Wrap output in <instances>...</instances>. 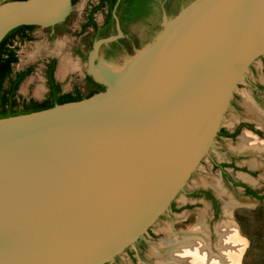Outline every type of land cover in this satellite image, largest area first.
<instances>
[{
	"label": "water",
	"instance_id": "1",
	"mask_svg": "<svg viewBox=\"0 0 264 264\" xmlns=\"http://www.w3.org/2000/svg\"><path fill=\"white\" fill-rule=\"evenodd\" d=\"M73 5L0 2V43L64 22ZM115 18L91 60L124 35ZM263 56L264 0H190L111 64L120 77L95 75L104 91L0 117V264H134L190 243L211 210L187 191L226 187L208 155L230 160L255 140L216 143L222 126L259 120Z\"/></svg>",
	"mask_w": 264,
	"mask_h": 264
},
{
	"label": "rangeland",
	"instance_id": "2",
	"mask_svg": "<svg viewBox=\"0 0 264 264\" xmlns=\"http://www.w3.org/2000/svg\"><path fill=\"white\" fill-rule=\"evenodd\" d=\"M4 1L7 0H0V2ZM98 2L99 0H78L73 5V9L65 20L64 26L60 27L56 33H53L50 27L37 26L31 33L32 39L22 40L16 38L14 40L13 46L17 48L18 54V61L14 64V70L23 69L28 66L33 67L32 72L21 82L18 90L19 95H31L36 98L42 97L45 92L43 86L44 66L45 61L50 56H57L60 59L67 57L70 60V67L74 65L73 72L79 71L81 75L85 73L87 65L86 58L80 61L81 59L78 55L72 52L75 48L79 47L82 48L85 56L88 54L85 45L90 39V31L89 28H87L86 31H81V26L83 23L87 22L91 8L97 5ZM105 13L106 9L101 8L96 11L94 18L101 23L104 20ZM155 18L156 15H152L151 17L142 18L128 25L126 33L129 34L128 36L131 40L126 50L119 53L114 58L107 60L99 52L98 55L91 60L90 55L92 48L88 54L90 62L95 61L96 65H94V67L96 68L104 64L113 63L123 66L126 60L134 54L135 49L140 48L155 32L151 25ZM71 75L77 77L74 73ZM261 138V142H259V144L257 143L259 146L255 143L252 144V148L256 151L249 152L240 163V166L243 164L249 166L251 172L248 174L237 171L235 174L238 179L250 183L255 188H259L264 184V180L262 179V176L264 177V136ZM257 162L262 163V166L255 169V163ZM223 192V195L220 196L223 206H225L230 199L232 201H230L231 205H228L231 207L229 209V216H226V213L223 211L218 220L211 222L212 211H210L199 228L198 234L201 235L203 232L206 234L208 245L211 247L213 254H216L218 249L217 245L219 243V233L217 229L219 225L230 221V224H233L234 230H236L238 236L242 238L245 246L240 254L238 264H264V200L244 196L240 189L235 187L230 189L227 185ZM170 261L171 255L168 250L134 264H168Z\"/></svg>",
	"mask_w": 264,
	"mask_h": 264
},
{
	"label": "flooded vegetation",
	"instance_id": "3",
	"mask_svg": "<svg viewBox=\"0 0 264 264\" xmlns=\"http://www.w3.org/2000/svg\"><path fill=\"white\" fill-rule=\"evenodd\" d=\"M95 6L91 8L90 12L94 9ZM103 8L106 9V13H107L108 11L107 8L106 7H103ZM95 13L96 12H94V14ZM106 13H105L104 20L101 23H99L94 18L95 22L97 23L96 26L91 25L84 29V24L86 22L83 23L81 26V31H84V30L86 31L87 28H89V31H90L89 32L90 39L88 43L85 45V48L88 50V54H89V51L93 48L94 42L98 39H101V38H96V35H97L98 29L103 27L106 23ZM88 19H89V16H88ZM64 23L65 21L50 27V29L52 30L53 33H56L58 32L60 27L64 26ZM133 23L135 22H132L129 25ZM119 24H120V28L122 29L124 35L119 37L117 40L113 41V42H117V44L113 45L111 42L108 44H103L100 47V50H99L100 54H102L103 57L107 60L110 58H114L119 53L126 50L128 43L131 40L128 36L129 34L126 33V29L121 25L120 19H119ZM115 30L116 31L114 35L118 33L117 21L115 22ZM16 38L21 39L20 36H16L14 40ZM72 53L75 55H78V57L81 59L80 61H83L84 58H86V62H87L86 71L83 75H81L79 71L73 72L74 65L70 67V69L68 70L66 74L59 75L58 69H59V64L62 58L60 59L57 56H50L45 61V66H44L45 68L44 69V85H43L44 91H45L44 94L40 98H36L31 95L22 96L18 94V90H19V87H18L12 96L14 99H16L17 107L22 109L24 105H31L34 107L55 105L58 103L66 102L68 100L83 99L91 95H94L96 93H99L101 91H104L107 88L106 84L98 81L95 77L94 71L96 67H94V65H96V62L95 61L90 62L88 54L85 56L82 48L77 47L74 49ZM30 67L33 70L32 66H28L26 68L18 69V70H14L13 68V71H14L13 80L17 79V76H15L17 72L26 71ZM261 67L264 70V56L262 57ZM72 73L77 75V77L76 76L74 77L73 75H71ZM28 75H26V77ZM10 87H11V82L8 79L5 82L4 89L8 90ZM262 92H264V82L260 81V83L256 85L255 94H254L255 103H257V106L259 108L255 109L253 113L254 117L259 120L257 122L250 121V120H240L239 122L234 123L230 127L222 126L221 130L219 131L216 137V143L219 142V140H222V141L232 140L236 142L239 139L242 141L243 137L247 134H252L255 140H257L258 142H261L262 140L261 137L264 136V117H263L264 116V99L261 96ZM242 144H243V147L240 150H237V152L231 151L228 153L229 155H231L230 160L220 161L213 154L210 153L208 157L210 158L211 169L220 170L222 179L224 183H226L228 188L231 189L232 187H235V188L240 189L244 196L264 200V184L259 188H255L250 183H247L241 179H238L235 176L237 171H242L243 173H248V174L251 172L249 166H247L246 164H243L242 166H240L238 161L241 160L243 157L247 156L249 152L256 151L254 148H252L253 146L250 145L249 143H242ZM217 149L219 150V146L217 147ZM221 149L222 147L220 148L219 151H221ZM255 164H256L255 169L262 166V163L260 162H257ZM262 179L264 180L263 176H262ZM223 193L224 192L221 193L218 189L217 190L214 189V186H210L207 188L206 187L196 188L194 190H191L190 192L187 191V194L189 196H192L196 199L204 198L208 203H210V210L212 211V218H211L212 221L211 222L218 220L219 217L222 215L223 211L224 213H226L225 206H223V202L220 199V196L223 195ZM174 207H176L175 201L172 203L170 209L173 210ZM151 232H152V227L148 230L145 236L149 235ZM143 241L144 240H139V242H143ZM128 250L129 248L126 251Z\"/></svg>",
	"mask_w": 264,
	"mask_h": 264
},
{
	"label": "trees",
	"instance_id": "4",
	"mask_svg": "<svg viewBox=\"0 0 264 264\" xmlns=\"http://www.w3.org/2000/svg\"><path fill=\"white\" fill-rule=\"evenodd\" d=\"M78 0H73L75 4ZM190 0H100L99 4L89 14L88 21L84 24V29L88 26H96L94 20V12L106 7V23L103 27L98 29L96 38H104L115 33V15L120 19L121 25L126 29L127 26L142 18L156 15L155 20L151 23L154 31L159 28L162 21L164 11L167 14L177 12L185 3ZM35 25H21L11 30L0 43V117H7L21 113L32 112L49 106L34 107L31 105H24L22 109L17 107L16 99L13 93L19 87L20 82L31 73L30 67L26 71H20L15 74L16 80H13L14 64L18 61L17 48L13 46L14 38L20 36L21 39H32L31 32L36 28ZM116 45L117 42H112ZM10 80L11 87L4 89L5 82ZM79 100V99H75ZM72 101V100H68Z\"/></svg>",
	"mask_w": 264,
	"mask_h": 264
},
{
	"label": "bare ground",
	"instance_id": "5",
	"mask_svg": "<svg viewBox=\"0 0 264 264\" xmlns=\"http://www.w3.org/2000/svg\"><path fill=\"white\" fill-rule=\"evenodd\" d=\"M69 68L70 60L65 57L62 59L59 74L63 75ZM124 71V67L119 68L111 64H104L97 67L94 73L98 78L112 82L120 77ZM253 143L256 145L259 144L257 140H254ZM230 201L231 199L225 205L226 216H229L230 213L229 209L231 207L228 206L231 205ZM232 225L230 221L219 225L217 229L219 233V243L217 245L218 249L216 254H213L211 247L208 245L206 234L203 232L199 235V232H197L190 243L169 250L171 261L168 262V264H238L240 254L245 246L242 238L238 236Z\"/></svg>",
	"mask_w": 264,
	"mask_h": 264
}]
</instances>
